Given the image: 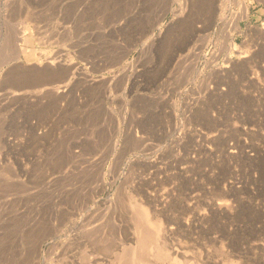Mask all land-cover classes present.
<instances>
[{
  "label": "rangeland",
  "instance_id": "rangeland-1",
  "mask_svg": "<svg viewBox=\"0 0 264 264\" xmlns=\"http://www.w3.org/2000/svg\"><path fill=\"white\" fill-rule=\"evenodd\" d=\"M83 1L0 0V264H264V0Z\"/></svg>",
  "mask_w": 264,
  "mask_h": 264
},
{
  "label": "bare ground",
  "instance_id": "bare-ground-1",
  "mask_svg": "<svg viewBox=\"0 0 264 264\" xmlns=\"http://www.w3.org/2000/svg\"><path fill=\"white\" fill-rule=\"evenodd\" d=\"M72 1H73V0H72ZM77 1H78V0H77ZM84 1H85V0H84ZM84 1H83V2H84ZM89 1H90V0H89ZM202 1H203V0H202ZM202 1H201V2H202ZM61 2H62V1H61ZM61 2H60V4H61ZM64 2H65V1H64ZM64 2H63V3H64ZM212 2H213V1H212ZM214 2H216V1H214ZM57 3H58V2H57ZM87 3H89V2L87 1ZM194 3H196V2H194ZM64 4H65V3H64ZM66 4H68V3H66ZM74 4H75V3H74ZM78 4H81V3H78ZM192 4H193V3H192ZM196 4H197V3H196ZM84 5H85V4H84ZM194 5H195V4H194ZM194 5H193V6H194ZM80 6H81V5H80ZM203 6H204V5H203ZM77 7H78V6H77ZM83 7H84V6H83ZM83 7H81V8H83ZM85 7H86V5H85ZM87 7H88V6H87ZM194 7H195V6H194ZM190 8H191V7H190ZM190 8H189L188 10H190ZM76 9H78V8H76ZM85 9H86V8H85ZM79 10H80V8H79ZM79 10H77V12H78ZM121 10H122V9H121ZM132 10H134V9H132ZM73 12H74V11H73ZM77 12H76V13H77ZM191 12H192V11H191ZM209 12H210V11H209ZM122 13H123V12H122ZM186 13H187V12H186ZM212 13H213V12H212ZM77 14H78V13H77ZM125 14H126V13H125ZM189 14H190V13H189V11H188V15H189ZM208 14H209V13H208ZM208 14H207V15H208ZM75 15H76V14H75ZM110 15H111V14H110ZM132 15H133V14H132ZM207 15H206V16H207ZM112 16H113V15H112ZM189 16H190V15H189ZM125 17H126V16H125ZM209 17H210V16H209ZM73 18H74V17H73ZM123 18H124V17H123ZM112 19H113V18H112ZM124 19H125V18H124ZM117 25H118V24H117ZM117 25H116V26H117ZM114 26H115V25H114ZM177 26H178V25H177ZM180 26H181V25H180ZM111 28H113V27H111ZM118 28H119V27H118ZM260 28H261V27H260ZM260 28H259V29H260ZM262 29H263V28H262ZM262 29H261V30H262ZM102 30H103V29H102ZM117 30H118V29H117ZM142 30H143V29H142ZM144 30H145V29H144ZM109 31H110V30H109ZM259 31H260V30H259ZM18 32H20V31L18 30ZM103 32H104V31H103ZM175 32H176V31H175ZM173 33H174V32H173ZM91 34H92V33H91ZM178 34H179V32H178ZM18 36H19V35H18ZM184 36H187V35H184ZM184 36H183V37H184ZM175 37H176V35H175ZM190 37H191V36H190ZM165 38H166V37H165ZM165 38H164V39H165ZM167 38H168V37H167ZM169 38H171V37H169ZM178 38H180V37H178ZM170 40H171V39H169V41H170ZM173 40H174V39H173ZM159 41H160V40H159ZM167 41H168V39H167ZM169 41H168V43H169ZM184 41H185V40H184ZM184 41H183V42H184ZM181 42H182V41H181ZM160 44H161V43H160ZM162 44H163V43H162ZM163 45H165V44H163ZM163 45H161V46H163ZM161 46L159 47L160 49H161ZM62 60H63V59H62ZM53 61H54V59L52 58V59L48 60L47 62H48V63H53ZM62 63H65V67H64V68H66V69H68V70H69V68L71 67V65H73V64L70 65V64L67 63V62H62ZM66 69L63 70V71H66ZM77 69H78V68H77ZM68 70H67V71H68ZM67 71H66V72H67ZM51 73H53V72H51ZM48 74H49V72H48ZM48 74H47V75H48ZM55 74H56V75H59L60 72H59L58 74H57V72H56ZM55 74H54V77H53L52 79H62L63 76L66 75L67 73H66V74L63 73L64 75L61 74V75H59V76H55ZM44 75H45V74H44ZM52 75H53V74H52ZM50 76H51V75H50ZM13 77H14V76H13ZM27 77H28V76H27ZM44 77H45V76H44ZM45 78H46V77H45ZM47 78H48V77H47ZM98 78L100 79L101 77H97L96 79H98ZM23 79H24V78H23ZM38 79H39V78H38ZM49 79H50V78H49ZM18 80H19V79H18ZM34 80H36V78H35ZM41 80H42V78L40 77V80H39V81L41 82ZM45 80H46V79H45ZM31 81H33V80H31ZM39 81H38V82H39ZM93 81H94V80H93ZM95 81H96V80H95ZM17 83H18V81H17ZM20 83H21V82H20ZM20 83H18V84H16V85H19ZM32 84H33V83H32ZM14 85H15V83H14ZM25 85H26V84H25ZM27 85H28V84H27ZM21 86H22V85H21ZM23 86H24V85H23ZM156 184H157V183H156ZM160 200H161V199H160ZM221 201H222V200H221ZM161 203H162V202H161ZM218 203H219V205H218ZM218 203H217V205L221 207V206H222L221 203H224V202H223V201H222V202H219V201H218ZM225 203H226V201H225ZM224 205H225V204H224ZM224 205H223V206H224ZM216 207H217V206H216ZM140 211H141V210H140ZM141 212H142V211H141ZM137 213H139V212H137ZM84 215H86V214H84ZM95 215H96V214H95ZM87 217H88V216H87ZM87 217H86V219H87ZM91 217H93V215H90V219H91ZM94 217H96V216H94ZM97 217H98V216H97ZM136 217H137V214H136ZM139 218H140V221H141V222L144 221V220H142V219H143V214H142V213H140ZM139 218H138V219H139ZM77 219H78V218H77ZM95 219H96V218H95ZM98 219H99V217H98ZM92 220L95 221L96 223H97V221H98L97 219L94 220V218H92ZM85 221H86V220H85ZM93 221H92V222H93ZM99 221H101V220L99 219ZM136 221H139V220H135V225H136V226H134L135 228H136L137 226L139 227L141 224H144V222L141 223V224H140V223L137 224ZM85 223H86V222H85ZM87 223H89V221H87ZM96 223L93 224V225H95V227H96V225L98 224V223H97V224H96ZM100 223H102V222H100ZM100 223L98 224L99 226H100ZM102 224H103V223H102ZM68 225H69V224H68ZM80 225H81V224H80ZM82 225H84V222H83ZM82 225H81V226H82ZM98 225H97V226H98ZM144 225H145V224H144ZM81 226H80V227H81ZM76 227L79 228V226H77V225H76ZM91 227L94 229L93 231H95V227H93V226H91ZM100 227H102V226H100ZM143 227H144V226H142V227H140V228H143ZM156 227H157V226H156ZM158 227H159V226H158ZM58 228H59V227H58ZM81 228H82V227H81ZM87 228L89 229L90 227H87ZM92 228H90V229H92ZM97 228H98V227H97ZM145 228H146V225H145ZM147 228H148V227H147ZM149 228H150V227H149ZM154 228H155V227H154ZM159 228H161V227H159ZM51 229H52V228H51ZM56 229H57V227H56ZM59 229H61V227H60ZM59 229H57V230H59ZM75 229H76V228H75ZM79 229H80V228H79ZM83 229H84V228H82V229H81L82 231H81V230H80V231H81V232H84V233L87 232V231L89 232V230H90V229H89V230L83 231ZM101 229H102V228H101ZM101 229L99 230V232L101 231ZM52 230H53V229H52ZM84 230H85V229H84ZM97 230H98V229H97ZM151 230H152V229H151ZM161 230H162V228H161ZM93 231H92V232H93ZM135 231H136L135 233H136L137 235H136V240H135V245H134V246L137 247V251H138V252H136V249H135L134 253L136 252V253H138V254H135V255H136L135 257H134V255L131 256V257H133L132 259H135L134 261H136L137 259L141 260V259L144 258V256H148V254H149L150 251H151V248L148 247V246H149V243L152 242V241H150V239L152 238V236L154 237V234H151V233H150V232H152V231L145 230L144 228H143V230L140 229V232H139V233L137 232V230H135ZM157 231H158V230L156 229L155 232L157 233ZM166 231H167V230H166ZM53 232H54V231H53ZM56 232H57V231H56ZM88 232H87V233H88ZM92 232H90V233H92ZM97 232H98V231H95V233L97 234V236H95V237H98L99 234H100L99 232H98V233H97ZM101 232H102V231H101ZM127 232H131V231H127ZM155 232L153 231V233H155ZM164 232H165V231H164ZM76 233H77V232H76ZM84 233H83V234H84ZM87 233H85L86 235L84 234V236H86L85 238H87L88 235H89V233H88V234H87ZM102 233H103V232H102ZM160 233H161V232H160ZM160 233H159V231H158V234H157V235L159 236ZM162 233H163V232H162ZM92 234H93V233H92ZM92 234H90V236H91ZM164 234H165V233H164ZM74 235H75V234H74ZM77 235H78V234H77ZM94 235H95V234H94ZM94 235H92V236L94 237ZM130 235H131V233H130ZM132 235H133V233H132ZM92 236H91V238H93ZM163 236H164V235H163ZM55 237H56V236H55ZM80 237H81V236H80ZM130 237H131V236H130ZM134 237H135V236H134ZM150 237H151V238H150ZM160 237H161V236H160ZM76 238H77V237H76ZM88 238L91 239L90 237H88ZM88 238H87V239H88ZM126 238H127V237H126ZM162 238H164V237H162ZM87 239H86V240H87ZM89 239H88V240H89ZM94 239H95V238H94ZM94 239H91V241L94 240ZM127 239H129V238H127ZM131 239H132V237H131ZM72 240H73V239H72ZM88 240H87L86 242H88ZM100 240H101V239H100ZM100 240H99V241H100ZM151 240H152V239H151ZM153 240H154V239H153ZM158 240H159V239H158ZM80 242H81V241H80ZM94 242H95V241H94ZM94 242H91V243L93 244ZM89 243H90V242H89ZM99 243H100V242H99ZM99 243H97V244H99ZM159 243H160V242H159ZM95 244H96V242H95ZM97 244L91 246V248H93V247H97ZM101 244H104V243H101ZM85 245H86V243H85ZM87 245H88V243H87ZM99 245H100V244H99ZM122 245H123V244H122ZM104 246H105V245H104ZM106 246H108V248H109V245H107V243H106ZM125 246H126V245L123 246V252H124L125 249H126V248H124ZM127 246H128V245H127ZM127 246H126V247H127ZM152 246H153V245H152ZM171 246H172V245H171ZM99 247H100V246H99ZM116 247H117V246H116ZM116 247H114V248H116ZM121 247H122V246H121ZM136 247H135V248H136ZM160 247H161V246H160ZM89 248H90V247H89ZM91 248H90V249H91ZM97 248H98V247H97ZM101 248L103 249L104 247H101ZM101 248H100V249L98 248V249H99L100 251H102ZM105 248L107 249V247H105ZM130 248H131V245H130ZM163 248H164V247H163ZM163 248H162V249H163ZM172 248H173V247H172ZM90 249H89V250H90ZM93 249H94V248H93ZM98 249H96V250H98ZM106 249H103L104 253H105ZM127 249H128V248H127ZM86 250H87V249H86ZM89 250H88V251H89ZM91 250H92V249H91ZM107 250H108V249H107ZM121 250H122V249H121ZM128 250H129V249H128ZM128 250H126V252L123 253V255H125V256H124V257L122 256V257H121L122 259L125 258V257H126V258H128V257L131 258L130 255H129L130 253L128 254V252H127ZM153 250H154V249H153ZM167 250H168V249H167ZM171 250H172V249H171ZM92 251H93V250H92ZM117 251H118V250H117ZM117 251H116V252H117ZM156 251H157V250H156ZM89 252H90V251H89ZM97 252H98V251H97ZM109 252H110V249H109ZM130 252H131V251H130ZM178 252H179V251H178ZM84 253H85V252H84ZM84 253H83V254H84ZM95 253H96V252H95ZM102 253H103V252H102ZM102 253H101V254H102ZM121 253H122V252H121ZM126 253H127L128 255H126ZM146 253H147V254H146ZM170 253H171V252H170ZM205 253H206V252H205ZM83 254L81 255L82 258H83ZM117 254H118V252H117ZM144 254H145V255H144ZM151 254H152V253H151ZM167 254H169V253H167ZM171 254H172V253H171ZM93 255H94V254H93ZM105 255H106V254H105ZM105 255H104V256H103V255H101V256H92V257L88 258L86 261H84V260L82 259L83 262H84L83 264H107L106 261H107V259H109V258H107V255H106V258H105ZM110 255H111V254H110ZM120 255H121V254H120ZM120 255H119V258H120ZM154 255H155V258H153V260H155L156 262H159V264H168V262H169V263L172 262V261L167 260L166 257H168L169 255H166V253H159V251H158V252H156ZM156 255H157V256H156ZM178 255H179V254H178ZM186 255H187V253H185L184 256L186 257ZM81 256H80V258H81ZM86 256H87V255H86ZM111 256H112V255H111ZM114 256H116V255H114ZM114 256H113V257H114ZM181 256H182V255H181ZM189 256H190V255H189ZM169 257H170V256H169ZM185 257H184V258H185ZM187 257H188V256H187ZM80 258H79V259H80ZM84 258H86V257H84ZM136 258H137V259H136ZM184 258H183V259H184ZM189 258H190V257H189ZM110 259H111V258H110ZM144 259H145V258H144ZM80 260H81V259H80ZM120 260H121V259H120ZM124 260H125V259H124ZM124 260H122L121 262H123ZM185 260H186V259H185ZM126 261H129V264L131 263L130 260H126ZM146 261H147V262L150 261V258H148V260H146ZM193 261H194V260H193ZM216 261H217V260H216ZM76 262H77V264H79L80 262L82 263V261H80L79 263H78V261H76ZM121 262L119 261V264H120ZM140 262H141V261H140ZM183 262H184V261H183ZM112 263L114 264V262H112ZM112 263H111V264H112ZM135 263H137V262H135ZM144 263H145V262H144ZM148 263H149V262H148ZM148 263H146V264H148ZM152 263H153V261L151 262V264H152ZM73 264H74V262H73ZM123 264H127V263L124 262ZM149 264H150V263H149ZM187 264H192V261H189V260H188V263H187Z\"/></svg>",
  "mask_w": 264,
  "mask_h": 264
}]
</instances>
